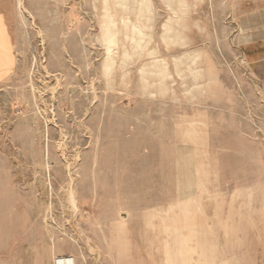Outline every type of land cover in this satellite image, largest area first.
I'll return each instance as SVG.
<instances>
[{"label": "rangeland", "instance_id": "obj_1", "mask_svg": "<svg viewBox=\"0 0 264 264\" xmlns=\"http://www.w3.org/2000/svg\"><path fill=\"white\" fill-rule=\"evenodd\" d=\"M16 2L0 264H264V102L230 1Z\"/></svg>", "mask_w": 264, "mask_h": 264}, {"label": "crops", "instance_id": "obj_2", "mask_svg": "<svg viewBox=\"0 0 264 264\" xmlns=\"http://www.w3.org/2000/svg\"><path fill=\"white\" fill-rule=\"evenodd\" d=\"M231 17L238 24L243 38L242 56L251 80L264 102V0H229ZM16 0H0V85L15 73Z\"/></svg>", "mask_w": 264, "mask_h": 264}, {"label": "bare ground", "instance_id": "obj_3", "mask_svg": "<svg viewBox=\"0 0 264 264\" xmlns=\"http://www.w3.org/2000/svg\"><path fill=\"white\" fill-rule=\"evenodd\" d=\"M142 1V0H141ZM149 0H147V2H148ZM126 2V1H125ZM107 4H108V2H106ZM129 3V2H128ZM146 3V2H145ZM21 4V3H20ZM23 4V3H22ZM106 4V6H108ZM125 4V3H124ZM144 4V3H143ZM142 4V5H143ZM128 5V4H127ZM141 5V6H142ZM150 6V5H149ZM121 8V7H120ZM130 9V8H129ZM122 10H123V8H122ZM108 11V10H107ZM148 11H149V9H148ZM125 12V11H124ZM109 12H107V14H108ZM142 13H143V11H142ZM111 14V13H110ZM109 14V15H110ZM108 15V16H109ZM122 17V16H121ZM108 19H109V17H108ZM122 19H124V18H122ZM109 21H111V20H109ZM122 21V20H121ZM126 22V21H125ZM124 23V22H123ZM109 24V23H108ZM111 25V24H110ZM136 25V24H135ZM108 26V25H107ZM112 26V25H111ZM129 28H131V27H129ZM170 28V27H169ZM112 29H113V27H112ZM135 29H137L136 27H135ZM114 31H115V29H114ZM103 32H104V30H103ZM104 34V33H103ZM128 34H129V32H128ZM136 34H137V32H136ZM245 39H247V38H245ZM114 42H115V40H114V37L111 35V34H107V37L105 38V43H106V45L108 46V50H110V48H111V46H113V44H114ZM112 49V48H111ZM108 59H109V57H108ZM111 59H112V57H111ZM113 60V59H112ZM109 64V63H108ZM112 65V64H111ZM112 67V66H111ZM111 70V69H110ZM71 198H72V202H73V204H75V199H74V194H72V196H71ZM75 207V206H74ZM77 207V206H76Z\"/></svg>", "mask_w": 264, "mask_h": 264}]
</instances>
